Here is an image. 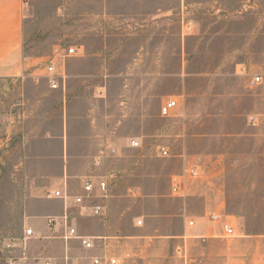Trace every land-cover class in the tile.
Wrapping results in <instances>:
<instances>
[{
    "label": "crops",
    "instance_id": "0c3cea01",
    "mask_svg": "<svg viewBox=\"0 0 264 264\" xmlns=\"http://www.w3.org/2000/svg\"><path fill=\"white\" fill-rule=\"evenodd\" d=\"M40 1L54 3L61 25L40 22L31 7ZM68 1L87 7L72 15ZM56 29L57 38L42 37ZM68 47L74 54L60 57ZM255 75L261 80L250 86ZM8 80L24 114L14 126L13 166L0 155V208L18 219L2 233L36 234L14 249L18 261L23 254L87 264L112 255L119 264H148L155 245L223 237L210 214L235 231L244 218L236 209L261 206L264 0H0V81ZM106 145L115 154L94 166ZM85 176L106 181L86 207L68 205L69 224L93 241L90 249L78 238L64 242L63 229L46 220L64 205L45 192L66 182L79 194Z\"/></svg>",
    "mask_w": 264,
    "mask_h": 264
},
{
    "label": "rangeland",
    "instance_id": "374dc122",
    "mask_svg": "<svg viewBox=\"0 0 264 264\" xmlns=\"http://www.w3.org/2000/svg\"><path fill=\"white\" fill-rule=\"evenodd\" d=\"M32 8L38 10L42 15L38 16L40 22L54 28L61 25V20L54 16V3L44 1L35 3ZM68 12L76 14L79 8L87 5H79L77 2L68 1L66 5ZM61 13V12H59ZM67 20L73 21L70 16ZM189 27V25H187ZM58 30H49L42 33L47 41L55 39L60 35ZM13 82L0 81V155L7 157V168L13 166L14 157L18 152L19 134L15 132L14 126L22 119L24 106L19 105L18 95L13 89ZM4 166V164H3ZM1 178V176H0ZM9 195V194H8ZM259 195V194H258ZM248 203H254L248 202ZM260 207H246L236 209L244 218L235 225L234 234L227 237L198 240L188 239L183 241L168 242L166 245H155L145 257L148 264H264V192L262 200H257ZM235 210V209H233ZM18 219H7L5 212L0 208V264H4L3 243L11 239V236L3 235V229L14 225ZM6 223V224H4ZM138 263V262H137Z\"/></svg>",
    "mask_w": 264,
    "mask_h": 264
},
{
    "label": "built area",
    "instance_id": "2783aa9c",
    "mask_svg": "<svg viewBox=\"0 0 264 264\" xmlns=\"http://www.w3.org/2000/svg\"><path fill=\"white\" fill-rule=\"evenodd\" d=\"M75 50L72 47H68L64 50L62 54H59L60 57L63 56H69L74 54ZM46 72H47V78L49 81V85L52 88H55L58 86V75L55 73V66L53 63H48L46 65ZM261 80V77L259 75H255L252 79L249 81L250 86H254L255 84L259 83ZM175 105V101L171 100L167 102L165 105H163L160 109V114L162 116H167L169 114L170 108ZM130 146L137 147L138 142L136 140L130 141ZM115 149L111 145H106L105 149L100 151V153L95 157L94 159V166H99L104 158L110 157L115 154ZM160 155L166 156L168 155V152L161 148L159 150ZM188 174L191 177H194L197 175V171L195 169H190L188 171ZM95 188H98L101 191H104L106 189V181L104 179H99L95 183L91 176H85L82 180V191L79 194L71 195L68 191V187L66 182L62 184V187L55 188L52 190H48L45 192V197L47 198H57L62 200L64 205V210L61 216L55 218V217H48L47 225L51 228L55 226H59L63 229L62 235L59 237L65 242L68 241L71 238H78L80 240L81 245L86 248L90 249L93 247L94 243L89 237L79 236L76 232V229L69 224L68 219V205L71 203L75 206L84 208L86 207L85 201L87 200H93L95 195ZM176 186H173L172 190L176 191ZM91 209L92 215L98 216L102 213V206L99 204H94L92 206H89ZM209 219L211 221H215L219 223L220 228L224 234V236H231L234 234L233 227L229 225L225 220L223 215L219 214H210ZM190 225L192 224V221L188 222ZM36 237L35 232L31 228H25L24 229V235L20 240L18 239H10L3 243V256L2 260L4 264H52L51 259L47 257H33L29 258L22 254L20 260L18 261L13 256V251L20 243L23 244L24 248V242L29 238ZM63 259L68 263L70 260V257L66 254L64 255ZM21 261V262H20ZM78 264V263H74ZM87 264H119L118 259L115 256L112 255H101V256H92L89 258V261Z\"/></svg>",
    "mask_w": 264,
    "mask_h": 264
}]
</instances>
